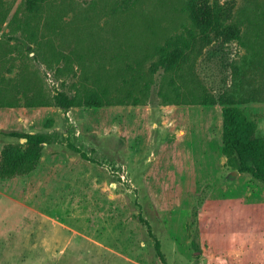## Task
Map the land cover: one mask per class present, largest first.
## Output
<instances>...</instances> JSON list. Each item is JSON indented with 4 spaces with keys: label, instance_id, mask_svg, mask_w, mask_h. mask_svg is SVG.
Segmentation results:
<instances>
[{
    "label": "rangeland",
    "instance_id": "obj_1",
    "mask_svg": "<svg viewBox=\"0 0 264 264\" xmlns=\"http://www.w3.org/2000/svg\"><path fill=\"white\" fill-rule=\"evenodd\" d=\"M3 1L13 9L19 2ZM68 1L62 5L65 22L73 12L91 8L92 0ZM217 1L240 20L250 0ZM183 2L107 0L103 9L97 5L93 11L105 15L92 20L97 50L90 71L101 64L100 72L110 70L121 54L130 59V43H159L181 32L187 26ZM146 18L157 31L139 27L137 39H130L135 21ZM11 52L2 48L1 59L15 57ZM135 54L140 58L139 51ZM242 54L235 43L214 41L194 59L186 82L177 79L175 86L182 91L200 84L212 96L226 93L235 80L231 68ZM153 60L143 49L144 77ZM13 64L3 68L4 76L15 75L20 64ZM27 69L36 70L52 94L77 81L60 86L35 61ZM160 74L149 85L145 105L0 109V131L48 134L32 173L0 180V264H161L156 244L166 264H264V186L226 165L223 107L160 106L163 92L172 98L164 84L159 89ZM239 107L256 125V136H263L264 102ZM8 141L0 137V148Z\"/></svg>",
    "mask_w": 264,
    "mask_h": 264
},
{
    "label": "trees",
    "instance_id": "obj_2",
    "mask_svg": "<svg viewBox=\"0 0 264 264\" xmlns=\"http://www.w3.org/2000/svg\"><path fill=\"white\" fill-rule=\"evenodd\" d=\"M64 3L70 2L19 0L13 9L0 0V35L3 37L0 41V109L145 105L149 85L156 83L153 77L161 72L159 89H163L161 86L164 84L173 96L168 99L169 95L163 92V102L159 105L208 106L218 103L222 106L221 155L226 165H233L238 173H247L258 185L264 186V135L256 136V125L246 118L243 108L239 107L251 102H264V2L250 0L243 17L234 20L225 3L184 0L182 12L187 26L181 32L163 36L159 43L145 42L141 44L143 46L130 43L131 58L121 54L120 58H114L117 62L110 70L102 72V64L98 67L97 62L98 70L90 71L95 60L93 51L97 50L91 28L94 25L92 20L104 14V10L94 12L93 9L97 5L103 9L109 5L107 0H92V9L82 14L73 12L66 22ZM80 22L83 26L74 28ZM149 23L147 18L144 23L135 21L128 37L133 39L136 36L137 39L142 32L139 27L143 31L145 28L157 31L158 27ZM218 40L224 44L235 43L243 50L240 63L231 68L235 80L229 91L212 96L200 84L193 89L184 87L186 89L181 91L175 86L176 80L186 82L187 76L192 75L194 59L204 47ZM68 42L72 45L65 50L64 45ZM2 48L8 54L15 52L16 56L2 60ZM143 49L147 58H154L146 77L140 69ZM137 51L141 53L140 58H136ZM29 53H32V58L28 57ZM99 59L105 60L102 57ZM14 61L20 64L18 71L13 76H4L3 68H12ZM32 61L51 72L60 86L75 78L80 86L74 82L67 91L50 93L38 72L27 69ZM76 70L80 71V75L76 74ZM84 82L92 86H85ZM0 137L11 140L3 143L0 149V180L32 173L40 160L42 147L48 141V134L0 131ZM70 148L82 160H88L83 152ZM191 245L195 247L194 243ZM155 247L161 264H166L158 245Z\"/></svg>",
    "mask_w": 264,
    "mask_h": 264
},
{
    "label": "crops",
    "instance_id": "obj_3",
    "mask_svg": "<svg viewBox=\"0 0 264 264\" xmlns=\"http://www.w3.org/2000/svg\"><path fill=\"white\" fill-rule=\"evenodd\" d=\"M1 149V148H0Z\"/></svg>",
    "mask_w": 264,
    "mask_h": 264
}]
</instances>
